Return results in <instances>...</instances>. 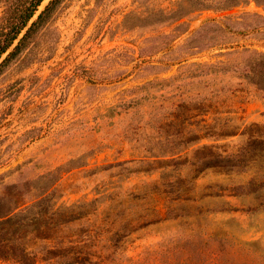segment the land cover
I'll return each instance as SVG.
<instances>
[{"label":"rangeland","instance_id":"374dc122","mask_svg":"<svg viewBox=\"0 0 264 264\" xmlns=\"http://www.w3.org/2000/svg\"><path fill=\"white\" fill-rule=\"evenodd\" d=\"M261 61L264 0H60L0 70V212L68 210L84 264H264V151L193 141L214 119L264 137ZM187 139L245 154L163 169ZM162 190L189 200L168 210Z\"/></svg>","mask_w":264,"mask_h":264},{"label":"trees","instance_id":"16d2710c","mask_svg":"<svg viewBox=\"0 0 264 264\" xmlns=\"http://www.w3.org/2000/svg\"><path fill=\"white\" fill-rule=\"evenodd\" d=\"M43 1L3 0L5 7L0 17V70L27 46L37 30L50 18L55 6L60 2V0H48L42 6ZM239 2L240 0H201V6L224 9ZM255 73L259 77V80L255 83L260 89H264V61H261L260 69ZM257 128L256 124H251L249 128L239 132L236 126L227 124L218 126L215 119L212 124H205L201 120L198 124V134L193 141L200 142L207 137H213L215 138L213 140H218L236 135L245 136L247 134L246 144L257 146L258 149L264 151L262 132L254 134L251 131ZM190 141L192 140H185V146L180 152H177L182 153L180 155L181 158L172 157L164 160L165 165L162 168L169 169L170 167V169L172 168L178 173L182 167L189 166L194 173L193 178H196L209 168L221 173H230L237 166L236 162L238 159L245 154L242 148L238 149L234 153L238 154L236 159L235 155H224V150H221L220 145L203 144L192 150L189 155L186 150ZM177 153L169 155L174 156ZM199 160L201 162H197ZM165 174L167 173H164V176ZM162 193L165 194L167 199L168 210L179 201L189 200V196L184 197L181 192H177L178 194L173 197L168 196L167 193L169 192L167 190H162ZM23 205L24 203L22 202L5 212H0V260H12L18 264H36L38 259L51 261L55 264L85 263L82 258L84 253L79 250L82 246L72 245L70 238L65 234L67 225L79 217L73 216L72 213L64 208H54L53 205L47 212H45V208V210L43 209L44 211L41 210L29 215L30 208L22 207ZM19 207H21L19 212L14 213L13 211Z\"/></svg>","mask_w":264,"mask_h":264},{"label":"water","instance_id":"95a60500","mask_svg":"<svg viewBox=\"0 0 264 264\" xmlns=\"http://www.w3.org/2000/svg\"><path fill=\"white\" fill-rule=\"evenodd\" d=\"M4 55H5V54H4ZM4 55H3V56H4ZM0 60H1V59H0Z\"/></svg>","mask_w":264,"mask_h":264}]
</instances>
